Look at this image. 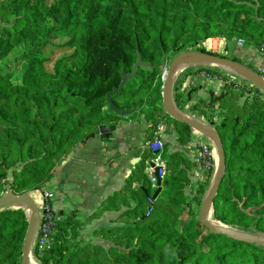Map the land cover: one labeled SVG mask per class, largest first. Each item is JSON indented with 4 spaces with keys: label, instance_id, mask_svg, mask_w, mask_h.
<instances>
[{
    "label": "trees",
    "instance_id": "1",
    "mask_svg": "<svg viewBox=\"0 0 264 264\" xmlns=\"http://www.w3.org/2000/svg\"><path fill=\"white\" fill-rule=\"evenodd\" d=\"M215 38L244 39L264 57V0H0V62H11L9 71L0 70V196L45 191L56 163L101 127L118 124L107 96L139 56L151 66L139 69L114 104L138 108L131 117L149 122V140L168 121L186 144L193 130L163 107L166 61L182 51L207 53L201 42ZM203 70L221 74L197 69ZM189 93L174 94L177 107L205 115L226 151L211 219L264 235V93L231 80L214 107ZM235 98L252 112L243 125L226 111ZM154 156L147 151L140 172ZM163 156L168 173L158 196L146 173L142 198L120 217L133 223L94 231L109 247L85 237L86 222L72 211L58 217L49 249L36 247L34 258L40 264H264V247L213 235L199 222L215 171L200 169L195 177L199 164L183 152L164 146ZM237 165L245 169L236 171ZM27 229L24 209L0 211V264H22Z\"/></svg>",
    "mask_w": 264,
    "mask_h": 264
},
{
    "label": "crops",
    "instance_id": "2",
    "mask_svg": "<svg viewBox=\"0 0 264 264\" xmlns=\"http://www.w3.org/2000/svg\"><path fill=\"white\" fill-rule=\"evenodd\" d=\"M226 41L225 39L220 40L221 48L225 51H227ZM235 57L251 65L253 70L264 69V57L248 46L244 50H238ZM193 67L195 66H185L177 71L175 93L179 92L177 84L182 77L186 76L188 83L190 75L186 73H189ZM213 70L219 71L231 80H237L240 84H247L241 77L228 70L220 68ZM197 91L193 89L189 95L193 92L197 94ZM202 102L205 105V101ZM193 115L203 123L214 127L201 112H193ZM111 126L116 127L114 132L86 139L75 147L60 164H57L55 176L45 191L30 194L34 201L35 199L39 201L40 205L35 203L40 210L43 193H50L53 196L52 210L58 217L72 211L77 213L86 222V225L84 224L85 237L105 247L111 244L103 237H95L94 231L123 226L126 222L133 223L132 219L126 220L120 217L126 211L136 207L137 198L139 200L142 198L139 191L143 189L147 169L140 172L139 167L145 160V154L149 150L147 142L150 141L149 122L143 116L120 117L118 124ZM155 136L162 138L167 152L181 151L194 161L197 153L195 145L199 142L211 143L209 139L193 131L191 139L182 145L175 127L168 121L159 127ZM194 168L196 177L202 168L200 165L196 168V164ZM191 190L189 186L186 190L187 195ZM105 204L112 207L105 206ZM36 263L39 262L36 260Z\"/></svg>",
    "mask_w": 264,
    "mask_h": 264
},
{
    "label": "water",
    "instance_id": "3",
    "mask_svg": "<svg viewBox=\"0 0 264 264\" xmlns=\"http://www.w3.org/2000/svg\"><path fill=\"white\" fill-rule=\"evenodd\" d=\"M227 51L225 54L213 55L210 52L203 53L200 51L186 52L176 57L170 64L166 77L164 79L163 87V107L165 113L173 120L187 124L190 128L209 139L217 150V166L215 169L213 180L210 187L203 199L199 213V222L204 225L211 234L223 236L237 242L254 244L264 247V235L255 234L251 232L237 231L231 228L218 225L211 219L214 202L219 194L221 185L224 181L226 174V151L222 138L218 130L211 126L203 123L200 119L186 115L181 111L174 100L175 94V76L177 71L185 66L195 67H211L213 69L220 68L228 70L242 78L248 84L256 87L264 93V78L255 70L236 62L235 54L237 52L238 40H227ZM150 64L143 62L141 56H139L137 63L134 65V69L131 73L122 72V81L119 87H116L113 92L107 96V103L117 116L121 118L130 117L138 112L137 108L122 110L119 109L113 102L112 97L120 92L130 81L136 78L138 71L141 67H150ZM224 99V96L215 97L210 94L208 103L205 102L206 107H214L218 102ZM115 126H103L95 134L90 135L88 139L95 138L96 136L106 135L114 132ZM162 182L158 181V191L154 198L162 190ZM4 208H22L28 212V229L26 232L24 246H23V262L22 264H33V246L35 238L40 224V211L33 198L28 195H15L13 193H6L4 196H0V209Z\"/></svg>",
    "mask_w": 264,
    "mask_h": 264
},
{
    "label": "built area",
    "instance_id": "4",
    "mask_svg": "<svg viewBox=\"0 0 264 264\" xmlns=\"http://www.w3.org/2000/svg\"><path fill=\"white\" fill-rule=\"evenodd\" d=\"M206 49H213L212 40L209 42ZM208 43V44H209ZM247 42L244 39H239L237 44V51L244 50L247 47ZM199 69V68H198ZM213 70V69H212ZM264 78V69L255 70ZM190 75V79L187 83V77H182L178 82L179 92L184 93L187 90L196 89L197 91V101L202 102L209 100L210 94H213L215 97H220L223 93V89L225 86L231 81V79L227 78V76L222 73H214L213 71H197L195 69L192 71ZM166 77V73L164 74V79ZM239 83L237 80H234ZM186 82V83H185ZM204 85H207L204 87ZM200 87V88H198ZM198 88V89H197ZM208 89L210 91L208 92ZM208 103V102H207ZM186 115L195 117L193 115V110L183 111ZM148 149L155 155L149 167L147 168V177L152 187H156L158 185V181L163 182L167 173H168V162L164 158V143L162 138L159 136H155L153 140L147 142ZM195 149L197 151L195 155V162L198 163L202 170L209 172L211 170L216 169V148L211 142L202 143L199 142L195 145ZM52 195L48 192L43 193V203L41 204L40 211V224L37 231V235L35 238L36 245L40 250L44 251L49 249V244L51 243V234L54 232L56 227V221L58 217L52 210ZM150 202L153 204L152 200Z\"/></svg>",
    "mask_w": 264,
    "mask_h": 264
},
{
    "label": "rangeland",
    "instance_id": "5",
    "mask_svg": "<svg viewBox=\"0 0 264 264\" xmlns=\"http://www.w3.org/2000/svg\"><path fill=\"white\" fill-rule=\"evenodd\" d=\"M223 38H215V39H208V40H206V41H202L201 42V44L206 48L207 46H208V48H209V45H210V41L212 40V42H213V49H207V51L208 52H210V53H215V54H225L226 53V51H225V49L223 50V48H221V43H220V40H222ZM209 43V44H208ZM27 45H25V46H23V47H19V48H17L15 51H14V53H13V56H15V55H19L21 52H22V50H23V48L24 47H26ZM186 52H193V51H182V52H179L178 54H176V55H172L171 57H169L168 59H167V61H166V66H165V73L168 71V68H169V66H170V64L172 63V61L176 58V57H178L179 55H181V54H184V53H186ZM235 59H236V57H235ZM245 62V61H244ZM10 68H11V62H9V61H2V62H0V70H2L3 72L4 71H9L10 70ZM198 68H201V66H197V67H193V68H191V70H190V72L189 73H192V71H194L195 69H198ZM164 73V74H165ZM185 74V73H184ZM188 73H186V75H187ZM164 78V77H163ZM163 81H164V79H163ZM207 85H204V87H206ZM229 86V85H228ZM198 88H200V87H198ZM197 88V89H198ZM225 89V88H224ZM224 89H223V94H224ZM191 90H193V89H191ZM191 90H188V92L189 91H191ZM210 91V89H208V92ZM191 95H194V97L195 96H197L196 95V92L194 93H191ZM222 96V95H221ZM235 97H236V95H235ZM196 100H197V97H196ZM204 101H206V100H204ZM209 101V100H208ZM207 101V102H208ZM138 109V108H137ZM245 109V103H244V99H239V98H235V99H233V100H231V101H229L227 104H226V111L228 110V113H230L231 114V116H234V118L235 119H240L241 120V125H243V123L246 121V119L251 115V113L252 112H248V111H246V110H244ZM246 111V112H245ZM245 112V113H244ZM245 114H247V115H245ZM240 128H241V126H240ZM2 133V128H1V126H0V134ZM217 161H218V156H217V150H216V166H217ZM57 164H59V163H56V166H55V168L54 169H56L57 168ZM243 169H245V167L243 166V165H237V166H235V170L236 171H238V170H243ZM197 187V186H196ZM210 187V186H209ZM209 189V188H208ZM7 193H11V192H7ZM189 193H190V191H189ZM4 195H6V194H4ZM4 195H1V196H4ZM254 206H257V204H254ZM4 209H14V208H4ZM4 209H0V211H2V210H4ZM200 209H201V207H200ZM200 209H199V213H200ZM225 209H227V208H225ZM247 212V211H246ZM27 213V215H28V212H26ZM55 215H56V213H55ZM57 216V215H56ZM58 217V216H57ZM199 217V216H198ZM187 219L188 218V216L186 215V216H184V218L183 219ZM242 226H244V224L242 225ZM230 228H232V229H234V230H237V231H242V229L240 230V228L239 227H237L236 229H235V227H230ZM242 232H244V231H242ZM36 247H38L37 245H36V242L34 243V246H33V251H32V253H33V256H34V251H35V249H36ZM39 248V247H38ZM40 250V249H39ZM40 251H42V250H40ZM148 255H150V254H148ZM155 258H156V256H151L150 255V261L151 262H153L154 260H155ZM34 260L36 261L37 259H35L34 258ZM38 264H40V263H38Z\"/></svg>",
    "mask_w": 264,
    "mask_h": 264
},
{
    "label": "bare ground",
    "instance_id": "6",
    "mask_svg": "<svg viewBox=\"0 0 264 264\" xmlns=\"http://www.w3.org/2000/svg\"><path fill=\"white\" fill-rule=\"evenodd\" d=\"M33 197H34V196H33ZM35 200H36L35 202H37V204L40 205V204H39V201H38L37 199H35ZM33 264H37L35 260L33 261Z\"/></svg>",
    "mask_w": 264,
    "mask_h": 264
}]
</instances>
